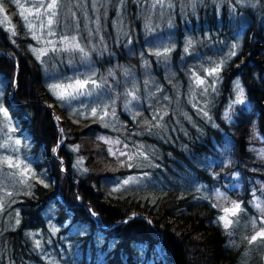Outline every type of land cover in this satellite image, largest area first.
Instances as JSON below:
<instances>
[{
  "label": "trees",
  "instance_id": "1",
  "mask_svg": "<svg viewBox=\"0 0 264 264\" xmlns=\"http://www.w3.org/2000/svg\"><path fill=\"white\" fill-rule=\"evenodd\" d=\"M79 1L90 7V0ZM154 1L98 0L97 50L84 23L76 31L109 108L116 100L110 132L96 119L70 114L50 94L32 53L36 43L12 0H0L12 28L7 33L0 25V105L19 128L20 154L32 157L33 171L23 175L22 187L14 181L6 202L0 199V264L246 260L251 237L264 224V0H164L169 9L160 23L143 10ZM155 39L176 48L149 54ZM62 53L76 54L49 48L43 63L64 81L71 71L54 56ZM214 66V85L201 98L193 76L207 80L204 70ZM234 80L243 103L234 98ZM136 82L149 88L150 102L140 97L134 125L121 102ZM189 93L198 107L186 105ZM48 107L59 113L61 133ZM158 108L167 113L157 123L151 116ZM100 137L113 143L111 151ZM0 170L16 177L19 169L7 167L0 154ZM125 179L146 185H120ZM232 204L240 207L226 229L219 218Z\"/></svg>",
  "mask_w": 264,
  "mask_h": 264
},
{
  "label": "rangeland",
  "instance_id": "2",
  "mask_svg": "<svg viewBox=\"0 0 264 264\" xmlns=\"http://www.w3.org/2000/svg\"><path fill=\"white\" fill-rule=\"evenodd\" d=\"M63 0V4L59 5L58 8H61L62 10L59 11L58 17H57V25L56 23L53 25V30L55 31L56 35L53 37L47 36V29H41L40 28V21L36 17V11L37 7L40 4H47L50 2V0H12L13 5L15 6V9L28 33V36L36 43V51L32 50L33 55L37 59V61L40 63L41 68L43 69L45 77H47L48 81V91L50 94L56 98L57 100L61 101L63 103V107L68 110L70 114L79 116L80 118H93L98 120L104 128H106L108 131H113L114 126L116 125L117 116H116V100L115 98L112 99L113 106L109 108V100L106 97L107 95L104 92L103 82L101 80H96V71H90V64H88L87 56L84 53H80L78 51H72L76 52V54L72 53H62V54H54V56L60 61L67 64V67L70 69V73L68 72L67 80L64 78V81L62 79H58V77H55V72L53 70H50L47 68L46 63L44 64L45 54L43 53L44 49H49L52 46L47 43V40H59V38L63 35H67L68 33L73 30L75 32V36L78 39L77 32L80 31L82 27H84V32L87 33V42L89 43L90 47L93 50H97V47L99 46L98 41V24L96 21L97 17V2L98 0H90V7H85V4L83 5L79 0ZM72 6L75 7V10H72ZM169 9V3L168 1L163 0V4H158L156 1L152 4L149 2L147 7L143 8L144 12L147 13V18L151 17L152 19L156 20L158 23L162 22L163 18L165 17V11ZM40 12L43 13L44 9L40 8ZM23 13V15H21ZM57 16V15H56ZM41 19H46L44 16H41ZM56 20V18H55ZM91 20V21H90ZM84 23V24H83ZM83 26L81 27L80 25ZM0 25L3 26L4 30L7 33H12V28L9 22V18L7 15L3 12H0ZM31 25V27L29 26ZM59 26V28H58ZM159 26V25H158ZM95 31L96 33H93L91 29ZM35 33V37L33 35ZM188 46L191 45V42H188L186 44ZM187 46V47H188ZM56 47L60 49L63 45L57 44ZM82 47V46H81ZM147 47V51L151 49L153 52H165L167 50V53L172 52L175 50V46L170 44L169 40L165 39H155L152 45V48L149 46ZM187 47L184 45L183 49H187ZM211 49L214 50L215 48L211 44ZM150 51V52H151ZM185 54L188 56L190 53L185 51ZM39 56V59L37 58ZM229 58V54L225 53L223 55V61L227 60ZM208 59V56H207ZM211 59V58H210ZM214 60H212V63ZM217 63H221V59H219ZM52 64V63H51ZM53 68L58 72V67L54 66L52 64ZM85 67H88V69H85ZM218 66L211 67V69L216 68ZM74 70V71H73ZM87 70V71H86ZM210 70H204V75L207 77V80H204L203 78L199 77L200 79L204 80L203 85H197L196 83V77L193 76L192 81L194 82V86L196 85L195 89L197 90L199 96L202 98V96L206 99L210 90V86L214 85V80L217 77V74L213 73L209 75ZM73 71V72H72ZM217 73V72H216ZM91 77V79L95 80L98 84V87H93L91 84L88 85V89L86 90V94L83 95H67L63 94L60 88H55L56 85L65 86L76 79H87ZM188 80L190 79V74L188 73L187 76ZM134 80V78H132ZM66 80V81H65ZM239 84V81L234 80L233 82V90H234V98H237L240 92V87L237 88V85ZM149 89V88H148ZM148 89L146 90V84L142 87L141 84L135 83L133 84L132 88L127 89V95L128 96L126 100H122L121 105L126 111V113L129 116V119L131 120L132 124H136L138 121V115L139 110H142L140 106V97H145L147 95V102H150V95ZM190 89V87L188 88ZM130 90V91H129ZM71 91V90H69ZM191 92H194L193 90H190ZM64 95L63 99L58 98L60 95ZM145 99V98H144ZM0 102H2V95L0 92ZM186 105L189 107H198L196 100H193V96L191 93H189L188 99L185 101ZM146 105V103H144ZM128 107V108H126ZM0 109H3L7 112V117L4 116L3 112L0 111V145H6L5 147H0V154L3 158V161L6 158H10L14 163H19L20 168H18L17 176L14 177L12 175H8L3 173V171L0 170V199L3 200V202H6L8 200V195L10 190L13 188V183L15 180L18 181L19 187H22L24 185L25 179L23 175L28 179L30 176V173H33L31 170V161L32 157L28 155H21L20 153H23V150L25 149V143L24 139L18 134L19 128L12 122L10 119V115L8 111L6 110L4 105H0ZM52 114V120L53 123L58 128V120L60 119L59 113L52 107H48ZM96 109V114H92V110ZM174 109L177 111L179 109L178 105H174ZM106 113V114H105ZM167 111L165 109L158 108L153 114L154 116H151L153 120L157 122L159 118H163L165 116ZM158 123V122H157ZM127 128L130 127L127 125ZM131 130V129H130ZM58 132L61 133V129L58 128ZM102 142L106 143L109 147V151L112 150V142L109 141L105 137H100ZM19 140V145L15 144L14 141ZM117 141V139H116ZM59 143L56 145L58 147ZM3 148V149H2ZM7 167L8 165L4 163ZM10 168V167H9ZM13 169H16L15 167H11ZM25 168L27 171L25 172ZM21 171V172H20ZM24 173L21 175V173ZM129 181L127 184H132L131 186H134L135 184L140 185H146V183L142 182L143 179H125L123 180L120 185L124 184V181ZM117 186V185H116ZM12 192V191H11ZM6 193V194H3ZM4 195H6V198H4ZM235 204L230 205L229 209L233 208ZM90 216L92 219L97 222V217L92 214L91 210H88ZM237 213V212H236ZM264 214V213H262ZM225 215V212L223 211L222 216ZM236 215V214H235ZM235 215L229 214V219H231ZM260 222H262V219L259 217ZM93 220V221H94ZM264 220V218H263ZM94 221V222H95ZM223 223V222H222ZM262 227V228H261ZM264 230V224H262L259 229L255 231V233L252 235H257L258 232ZM251 237V238H252ZM257 237V239L253 242H251L250 250L247 251L246 260L243 262V264H249L253 262H257L262 258L264 261V238ZM251 241V240H250ZM155 257L157 259H162L164 253L159 250H155ZM263 256V257H262Z\"/></svg>",
  "mask_w": 264,
  "mask_h": 264
},
{
  "label": "snow or ice",
  "instance_id": "3",
  "mask_svg": "<svg viewBox=\"0 0 264 264\" xmlns=\"http://www.w3.org/2000/svg\"><path fill=\"white\" fill-rule=\"evenodd\" d=\"M156 2L158 4H163V0H156ZM58 0H50V2H48L47 4H40L37 7V11H36V17L37 19L40 21V28L41 29H47V36L49 37H53L56 35L55 31L53 30V25L56 23V15H57V8H58ZM40 8L44 9V12L41 13L40 12ZM4 8L2 6V3H0V12H3ZM21 15H23V13H21ZM41 16H44L46 19H41ZM31 27V25H29ZM34 37H35V33H33ZM47 43L49 45H51V50L52 51H57V50H62V51H78L80 53H84V49L81 47L80 42L78 41L76 36H67V35H63L59 38V40H47ZM57 44L63 45L62 48L58 49L56 47ZM33 51H36L35 49H33ZM47 49L43 50V53L46 54ZM157 56H161V55H167V50H165V52H157L155 53ZM233 55L235 53H232ZM86 55V53H85ZM39 59V56L37 57ZM219 71V67L213 68L209 71V75L216 73ZM196 83L197 85H203L204 84V80L200 79L199 77L196 78ZM91 84L93 87H98V84L95 80L91 79V77L87 78V79H76L75 81L65 85V86H61V85H56L54 86L55 88H60L63 94H67V95H83L86 94V90L88 89V85ZM237 88H239V85H237ZM71 90V91H69ZM60 95L58 96V98L63 99L64 95ZM131 95V94H130ZM236 102L237 103H243V90L241 89L239 92V95L236 98ZM0 111L3 112L4 116L7 117V112L3 109H0ZM92 114L95 115L96 114V109L92 110ZM106 114V113H105ZM205 115H207V113H205ZM15 144L19 145L20 141L19 140H15L14 141ZM6 145H0V147H5ZM4 163H6L8 165V167H15V168H20V164L14 163L10 158H6L4 161ZM27 171V169L25 168V172ZM24 173L22 172L21 175H23ZM125 184L129 183V181H124ZM239 204H235L233 206V208L229 209V208H225L223 209V211L225 212L224 216H221L219 219L223 222L224 227L227 229L231 224H232V220L229 219V214L230 215H235L236 212L239 210ZM257 207L259 208V205H257ZM261 212L264 213V209H261ZM55 230V229H54ZM261 237L264 238V230L260 231L257 233V235L253 236L251 238L250 242H253L257 239V237ZM39 246V243L37 242V247Z\"/></svg>",
  "mask_w": 264,
  "mask_h": 264
},
{
  "label": "bare ground",
  "instance_id": "4",
  "mask_svg": "<svg viewBox=\"0 0 264 264\" xmlns=\"http://www.w3.org/2000/svg\"><path fill=\"white\" fill-rule=\"evenodd\" d=\"M151 49H149V51H147L148 53L150 52ZM153 51V50H152ZM154 53V52H153ZM150 54V53H149ZM152 55V54H151ZM154 55V54H153ZM99 70V69H98Z\"/></svg>",
  "mask_w": 264,
  "mask_h": 264
}]
</instances>
